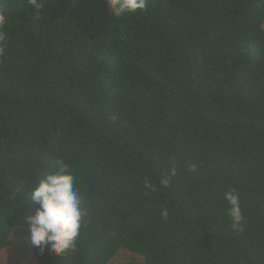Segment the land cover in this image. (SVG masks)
Listing matches in <instances>:
<instances>
[{"label":"trees","instance_id":"obj_1","mask_svg":"<svg viewBox=\"0 0 264 264\" xmlns=\"http://www.w3.org/2000/svg\"><path fill=\"white\" fill-rule=\"evenodd\" d=\"M41 2L0 0V250L62 159L87 215L38 264H264V0Z\"/></svg>","mask_w":264,"mask_h":264},{"label":"clouds","instance_id":"obj_2","mask_svg":"<svg viewBox=\"0 0 264 264\" xmlns=\"http://www.w3.org/2000/svg\"><path fill=\"white\" fill-rule=\"evenodd\" d=\"M105 2L114 17L123 18L127 13L145 10L148 0H105ZM28 3L34 5L37 11L43 7L41 0H28ZM56 165L53 171L46 173L34 187L32 186L30 199L39 207L34 214L25 217V222L29 227V238L33 247L41 252L47 248L51 254L62 256L69 250L75 249L87 212L83 197L75 186L76 177L69 165L62 159L58 160ZM146 187L151 185L146 184ZM224 195L231 206L228 213L235 228L243 220L239 195L235 189ZM161 215L167 217V210H163Z\"/></svg>","mask_w":264,"mask_h":264},{"label":"rangeland","instance_id":"obj_3","mask_svg":"<svg viewBox=\"0 0 264 264\" xmlns=\"http://www.w3.org/2000/svg\"><path fill=\"white\" fill-rule=\"evenodd\" d=\"M30 234L17 230L6 247L0 250V264H38L33 254ZM140 261V257L120 250L109 264H123L129 261Z\"/></svg>","mask_w":264,"mask_h":264}]
</instances>
